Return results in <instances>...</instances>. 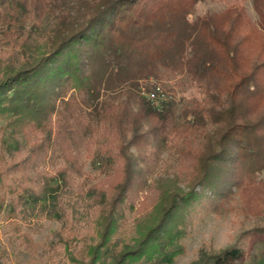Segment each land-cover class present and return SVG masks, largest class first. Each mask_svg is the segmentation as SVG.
<instances>
[{
  "label": "trees",
  "instance_id": "16d2710c",
  "mask_svg": "<svg viewBox=\"0 0 264 264\" xmlns=\"http://www.w3.org/2000/svg\"><path fill=\"white\" fill-rule=\"evenodd\" d=\"M199 1L0 0V214L27 248L20 220L45 218L59 223L54 264H172L197 209L264 169V57L245 67L213 15L189 20ZM160 64L212 74L203 104L177 114L143 87ZM164 162L174 171L155 178Z\"/></svg>",
  "mask_w": 264,
  "mask_h": 264
},
{
  "label": "rangeland",
  "instance_id": "374dc122",
  "mask_svg": "<svg viewBox=\"0 0 264 264\" xmlns=\"http://www.w3.org/2000/svg\"><path fill=\"white\" fill-rule=\"evenodd\" d=\"M207 13L213 15L209 23L215 29L220 32L221 28L222 31L230 33L231 44L241 42L237 58L245 67L251 56L261 52L264 57V21L260 20L252 0H201L196 3L188 19L193 20ZM49 21L51 19H47L45 24ZM206 37L209 43L211 37ZM193 44L200 50L206 48L200 36L193 40ZM181 68L183 71L176 74L175 70L179 69L176 66L164 67L160 64V78L141 80L143 87L155 85L161 98L174 99L177 102V114L184 106L191 108L202 105L206 99L205 84L211 88L215 80L208 73L205 78H201L203 82L200 80L201 83H198L186 71V66ZM86 169L97 176L96 165L87 163ZM173 171L174 166L164 162L157 167L154 177L172 174ZM243 179L231 196L221 200L215 209H197L183 238L184 251L172 264H192L204 255L216 253L229 246H241L244 249L243 256L229 264H264V169L249 179ZM58 228V222L45 218H41L36 224L20 220V231L29 233L34 242V246L27 248L23 239L17 237L18 233L5 219V212H2L0 264H54L57 256L53 259L48 256L53 252L48 242L55 238L54 231Z\"/></svg>",
  "mask_w": 264,
  "mask_h": 264
}]
</instances>
